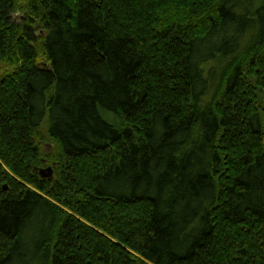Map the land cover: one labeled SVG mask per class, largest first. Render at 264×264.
<instances>
[{"label": "trees", "instance_id": "trees-1", "mask_svg": "<svg viewBox=\"0 0 264 264\" xmlns=\"http://www.w3.org/2000/svg\"><path fill=\"white\" fill-rule=\"evenodd\" d=\"M0 264H264V0H0Z\"/></svg>", "mask_w": 264, "mask_h": 264}, {"label": "rangeland", "instance_id": "rangeland-1", "mask_svg": "<svg viewBox=\"0 0 264 264\" xmlns=\"http://www.w3.org/2000/svg\"><path fill=\"white\" fill-rule=\"evenodd\" d=\"M20 18V17H19ZM41 147H42V151L46 154H51V153H54V150H55V142L50 140L49 138L43 140L41 142ZM56 166V163L54 161H51L49 160V158H45L43 159L42 161V165H39L37 167V170L39 172L40 175L44 176V177H47V176H50V177H55V172H54V168ZM49 167H51V172H49L50 170L48 169ZM41 169H44V172L41 171Z\"/></svg>", "mask_w": 264, "mask_h": 264}, {"label": "water", "instance_id": "water-1", "mask_svg": "<svg viewBox=\"0 0 264 264\" xmlns=\"http://www.w3.org/2000/svg\"><path fill=\"white\" fill-rule=\"evenodd\" d=\"M48 169L50 170L49 172H51V167H49ZM41 171L44 172V169H41ZM5 186L7 185L5 184Z\"/></svg>", "mask_w": 264, "mask_h": 264}]
</instances>
